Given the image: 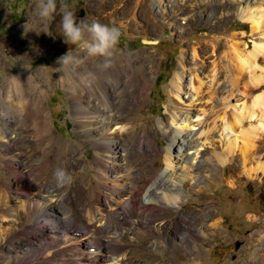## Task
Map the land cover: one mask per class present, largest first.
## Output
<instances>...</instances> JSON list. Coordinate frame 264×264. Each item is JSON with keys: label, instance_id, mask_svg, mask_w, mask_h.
Here are the masks:
<instances>
[{"label": "rangeland", "instance_id": "obj_1", "mask_svg": "<svg viewBox=\"0 0 264 264\" xmlns=\"http://www.w3.org/2000/svg\"><path fill=\"white\" fill-rule=\"evenodd\" d=\"M145 1L57 0L58 9L61 3L69 4L75 11L85 9L86 15L82 20L84 23L99 21L119 28L121 37L118 47L127 51H138L148 45L151 47L152 54L158 59L154 76L148 88L147 104L142 111L143 116L147 119L144 125L134 133L138 136L136 138L142 137L146 128L157 130L160 126V121L166 114L168 102L166 86L174 72L178 70L180 55L184 52L189 68V79H191L192 76L194 77L191 67L207 63L211 68L214 60L224 62L225 48L220 45L214 48L213 44L221 42L229 44L230 41L226 40L234 35V42H239V44L234 47V98L232 101L237 107L236 112L238 113H235L234 116H240L241 119V114L243 115V120L234 126V142L237 140L238 144L242 145L243 138L251 139L252 133L249 128L255 126L258 133L257 143L260 144L261 140H264V129L259 128L264 124V50L258 54L256 65L252 67L248 65L243 72H241L240 58L248 57L255 42L262 39L261 41L264 43V35L253 31L251 24L244 22L239 17V12L249 5L254 9H262V13H264V0ZM38 2L40 3L41 0H0V54L7 61L9 71H20L28 75L40 71L39 77H41L45 72L58 70L60 68L57 63L58 58L68 51L78 61L71 64L70 67L84 66L79 61L84 58L88 59L86 50L73 45H69L66 49H53L51 41L61 39L58 29L59 15L49 19L46 23H41L36 17ZM147 39L157 41V43L145 44L143 41H147ZM206 46H210V49H206ZM0 73L6 76L7 70H0ZM160 75L161 78L158 80ZM255 78L262 79L261 84L259 83L260 86L254 82ZM221 81H225V77H222ZM71 103V98L66 94L60 79L57 78L54 84L48 87L44 98V109L51 121L52 134L55 137L40 133L33 118L18 119V122L14 123L12 122L13 117L6 110H1L0 264H83L78 257L69 259L60 253L63 244L61 241L52 246L53 248L44 244L41 246L37 239L36 243L28 244L30 238L38 234L35 224L29 222L25 208H23L24 196L27 191L26 194H29L35 188L45 191L51 187L57 189L60 198H63V195L69 191L70 199H65L69 205L82 210L85 205L95 202L103 208L104 212L113 214H111L112 220L116 218L113 207L105 206L103 203L110 198V192L106 189L103 181L109 176L119 183V174H117V178L115 173L109 172L107 165L101 159H97L96 146L87 140L83 133H77L78 127L69 115ZM251 113H253L252 117ZM78 129L80 130V128ZM159 129V132L154 133L152 139L145 138L147 144L156 148V158L149 154L142 157L133 152L132 161L138 173L141 172L142 164L146 160H153V166L158 167L160 172L170 170L167 167L164 154L159 152L166 147L168 139L162 128L159 127ZM242 129L245 132L248 131L247 135L241 132ZM12 133L15 140H7ZM136 138L135 140L129 139L128 142L134 150L139 149ZM215 141V144L211 145L204 155L198 152L197 157H195L194 149H186L181 153L182 158L172 150L171 161L174 164L172 172L178 175L189 171L192 163L199 165V163L206 164L208 162L210 167L212 166V170L209 172L211 178L209 177L206 188L212 199L216 200L220 206L221 212L205 223L209 226L216 220H222L223 216V232L204 237V241L210 243L209 249L194 251H185L186 247L174 249L161 234L150 232L138 243H125L123 254L133 252L138 246H146L153 248L158 253L167 252L166 259L172 264H182V256L187 255L189 258L194 254H196L197 260L192 261L191 264H247L245 257L253 259L250 264H264V168L253 171V177H251L244 171L242 163L241 168L235 170V159L225 164L216 161L215 154L222 152L225 144L219 137H216ZM13 149L20 150V154H16V156L22 161L17 160L9 165L7 159L12 157ZM203 149L204 147H201V150ZM238 152L236 150L234 158L238 156ZM259 157L264 162V144L255 155V162L247 163V167L257 168L256 161ZM116 161L121 163V159ZM57 169L65 170L70 175L71 182L59 187L53 175ZM233 169L234 174L232 175ZM17 172L19 176L15 175ZM196 178L198 181H203V173L197 174ZM229 180L234 181V188L229 185ZM17 181H19L18 184L22 182L28 184L26 185L28 189L20 190L15 187ZM192 183L193 180L190 181V184ZM94 185H99L102 201H99L92 193ZM183 190L185 201L198 196V193L191 191V187L183 188ZM33 196L31 195L32 198H34ZM14 197L22 199L20 201ZM139 197L145 198L146 201L149 198L144 191ZM190 203L188 208L183 211L185 214L192 213L191 215H193L197 213L198 206L196 204L198 201L193 200ZM57 210L59 214L61 208ZM152 214L148 215L147 219L155 220L156 217ZM178 215L179 213L171 211L168 218L170 221L176 222ZM191 220L193 225H200L199 221ZM113 224L108 221L102 226L105 228L101 229V233L106 232L103 233L106 238H109L115 231ZM66 226H69L68 230L74 227V225ZM67 234H69L68 237H74L72 232ZM179 234L182 237L185 236V232H179ZM136 257L146 259L148 255ZM70 260L71 262H69Z\"/></svg>", "mask_w": 264, "mask_h": 264}, {"label": "bare ground", "instance_id": "obj_2", "mask_svg": "<svg viewBox=\"0 0 264 264\" xmlns=\"http://www.w3.org/2000/svg\"><path fill=\"white\" fill-rule=\"evenodd\" d=\"M239 17L244 22L250 23L253 31L264 35L262 9H254L248 5L240 10ZM261 40L255 42L247 58H240L241 72L248 65L249 67L256 65L258 54L264 50V43ZM226 41H230L229 44L227 42L213 44L214 48L219 45L225 48L224 62L214 60L211 68L207 63L191 67V73H194L191 79H189V68L183 52L178 62V70L174 72L166 86L168 94L166 114L163 119L161 118L159 127L164 131L168 143L159 152L164 154L167 167L170 169L168 172H160L158 167L153 166V160H146L142 164L141 172L138 173L132 161L133 152L142 157L149 154L153 158H156L157 154L156 148L147 144L145 138L152 139L154 133L159 132V127L157 130L146 128L139 139L134 134L147 119L142 111L147 104L148 88L158 62L150 51V46L147 45L143 50L138 51H127L116 46L112 50V56L109 58L111 63L108 67H104V58L88 55V59L79 61L84 66L80 65L76 68L70 65L60 66L58 70L45 72L41 77H39L40 71L31 75L20 71L10 72L7 61L0 54V70H7L6 76L0 73V114L1 110H6L13 117L14 123H17L18 119L24 120L31 117L36 121L40 133L55 137L52 134L51 121L44 109V98L48 87L59 78L72 101L69 115L80 128V130L76 129L77 133H83L86 139L96 146L97 159H101L109 168L108 171L115 173L116 177L119 174L120 179L118 183L108 176L103 181L110 192V201L107 199L103 203L105 206H112L115 210L114 220L111 217L112 213L104 212L103 208L95 202L85 205L82 210L69 205L65 201L70 199L69 191L63 195V198L58 196L57 189L51 187L45 191L35 188L29 194H26L28 191H24L26 193L25 196L23 195L25 202L23 208L29 222L35 224L38 234L31 237L28 244L36 243L37 239L40 245L52 247L61 241L63 244L60 253L69 259L78 257L83 264H172L166 259L167 252L158 253L151 247L138 246L129 254L122 253L125 243H138L150 232L161 234L174 249L182 247H186L185 251L209 249L210 243L205 242L204 237L224 230L223 216L222 220H216L209 226L205 223L221 212L220 206L216 200L212 199L206 188L212 166L210 167L208 162L199 163V165L192 163L189 171L178 175L172 172L174 169L171 161L172 150L182 158L181 153L186 149H194L195 157H197L198 152L204 155L205 151L215 144V138L219 137L225 144V148L222 152L215 154L216 161L225 164L235 159V170L241 168L242 163L244 171L251 177H253V171L264 168L261 157L256 161L257 168L247 167V163L254 161L259 148L264 144V140H261L260 144L257 143L258 133L255 126L249 128L252 133L251 139L243 138L242 145H239L237 140L234 142V126L243 120L242 114L241 119L240 116H234L237 113V107L232 101L234 98V47L239 42H234V35ZM143 42L157 43L151 39ZM206 49H210V46H206ZM222 77H225L223 82ZM254 82L259 85L262 79L255 78ZM250 116L252 117L253 113ZM259 128L264 129V124ZM241 132L246 135L248 133L243 129ZM132 138L138 140L139 149L134 150L129 146V139ZM7 140L14 141V134L12 133ZM201 147L204 149L201 150ZM236 150L239 152L234 158ZM11 152L12 157L7 159L9 165L17 160L22 161L16 156L20 154V150L13 149ZM117 159H121V163H118ZM231 172L233 175L234 169ZM200 173L204 175L203 181H198L196 178ZM15 175L19 176V173ZM191 180H193L192 184H190ZM229 181V185L234 188V181ZM99 182L101 183L100 180ZM18 183L19 181L15 184L18 189H28L26 186L28 184ZM98 186H93L92 193L99 201H102ZM188 187H191V191L198 193V196L185 201L183 188ZM142 191L149 196L147 201L139 197ZM31 195H34V198ZM193 200L198 201L197 204L194 203L198 206L197 213L185 214L183 209H187L188 204ZM58 208H61L59 214ZM171 211L179 213L176 222L168 218ZM152 213L156 219H147V216ZM191 219L199 221L200 225H193L190 222ZM108 221H111V224L114 223L115 231L106 238L103 234L106 232L101 233V229L105 228L102 226ZM66 225H74L75 228L80 225V229L71 227L68 230L69 226ZM68 232L74 233V237H68ZM179 232H185V236H180ZM138 255H148V257L137 258ZM245 258L247 264L253 262L251 257ZM182 259V264H191L192 261L197 260V256L194 254L188 258L184 255Z\"/></svg>", "mask_w": 264, "mask_h": 264}, {"label": "clouds", "instance_id": "obj_3", "mask_svg": "<svg viewBox=\"0 0 264 264\" xmlns=\"http://www.w3.org/2000/svg\"><path fill=\"white\" fill-rule=\"evenodd\" d=\"M59 15V37L66 45L78 46L86 50L89 56L104 58V67L110 66L112 50L119 44L121 32L115 26H109L99 21L91 23L78 22L76 11L69 4L61 3L58 9L57 0H41L36 10V17L41 23H46ZM76 58L69 51L60 56L57 63L69 66L76 63ZM54 179L58 185L71 182L70 175L63 169L54 172Z\"/></svg>", "mask_w": 264, "mask_h": 264}, {"label": "flooded vegetation", "instance_id": "obj_4", "mask_svg": "<svg viewBox=\"0 0 264 264\" xmlns=\"http://www.w3.org/2000/svg\"><path fill=\"white\" fill-rule=\"evenodd\" d=\"M85 15H86L85 9H81L80 11H76V16H77L78 22H82V20L85 18ZM51 42H52L53 49H59V48H65L66 49L69 46L63 42L62 37H61V39H56V40L51 41Z\"/></svg>", "mask_w": 264, "mask_h": 264}, {"label": "trees", "instance_id": "obj_5", "mask_svg": "<svg viewBox=\"0 0 264 264\" xmlns=\"http://www.w3.org/2000/svg\"><path fill=\"white\" fill-rule=\"evenodd\" d=\"M160 78H161V75L158 77V80H160Z\"/></svg>", "mask_w": 264, "mask_h": 264}]
</instances>
